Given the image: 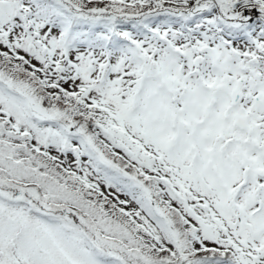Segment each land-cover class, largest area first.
<instances>
[{
	"label": "snow or ice",
	"instance_id": "1",
	"mask_svg": "<svg viewBox=\"0 0 264 264\" xmlns=\"http://www.w3.org/2000/svg\"><path fill=\"white\" fill-rule=\"evenodd\" d=\"M0 264H264V0H0Z\"/></svg>",
	"mask_w": 264,
	"mask_h": 264
}]
</instances>
